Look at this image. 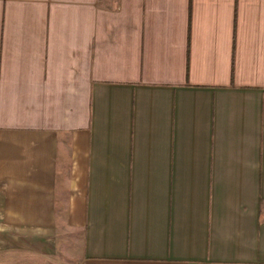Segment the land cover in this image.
Masks as SVG:
<instances>
[{"label": "crops", "instance_id": "0c3cea01", "mask_svg": "<svg viewBox=\"0 0 264 264\" xmlns=\"http://www.w3.org/2000/svg\"><path fill=\"white\" fill-rule=\"evenodd\" d=\"M0 264H264V0H0Z\"/></svg>", "mask_w": 264, "mask_h": 264}]
</instances>
